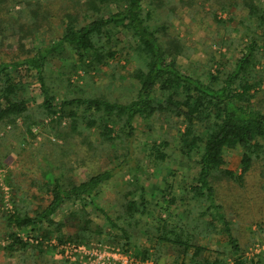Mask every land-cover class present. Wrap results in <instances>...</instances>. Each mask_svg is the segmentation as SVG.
Listing matches in <instances>:
<instances>
[{"label": "trees", "instance_id": "obj_1", "mask_svg": "<svg viewBox=\"0 0 264 264\" xmlns=\"http://www.w3.org/2000/svg\"><path fill=\"white\" fill-rule=\"evenodd\" d=\"M144 2L0 0V32L17 37L13 55L0 59V128L20 126L24 139L32 140L33 129L48 119L56 140L67 143L86 133L83 142L90 150L101 146L110 162H116L76 181L71 167L54 159L56 164L42 173L44 205L33 209L27 198L17 201L12 195V210L0 212L9 258L18 256L20 261L29 255V263L24 264H44L45 253L75 247L80 239L88 243L104 237L123 254L131 251L155 264L166 254L173 264H228L229 259L232 264H258L245 256L237 228L218 200L221 182L242 185L254 165L264 163V2L234 1L247 11L239 21L242 28L236 29L247 33L246 40L239 57L219 63L223 68L214 72L184 71L176 59L186 57L189 49L167 33V22L151 23L152 12L145 10ZM217 2L219 11L231 4ZM15 5L21 8L13 16L10 7ZM48 34L52 39L44 37L33 48H24L25 39L35 42L39 35ZM119 55L135 62L134 71L127 73L130 91L125 99L104 93L58 97L48 83L45 67L52 60H68V71L81 69L85 78L92 79L90 72L100 75ZM66 85L71 86L68 76ZM66 119L68 128L61 129ZM157 120L176 130L174 143L181 162L187 163L184 178L189 183L173 188L175 171L170 169L169 182L157 198L148 195L137 177L113 211L106 212L101 192L117 172L126 168L145 173L139 162L129 164L122 146L136 137L138 124L147 126ZM93 129L98 138L95 146L88 141ZM169 146L165 139L151 141L146 157L155 170L170 158ZM231 150L240 151L239 173L226 168L225 154ZM71 201L79 207L69 211L65 220L80 224L74 234H65L63 223L54 217ZM219 228L228 249L211 251L200 241L217 234ZM140 237L153 238L150 249L139 247Z\"/></svg>", "mask_w": 264, "mask_h": 264}, {"label": "rangeland", "instance_id": "obj_2", "mask_svg": "<svg viewBox=\"0 0 264 264\" xmlns=\"http://www.w3.org/2000/svg\"><path fill=\"white\" fill-rule=\"evenodd\" d=\"M217 1L221 0H145L144 2L145 10L152 12L151 23L157 25V23L167 22L169 26L167 33L181 39L185 47L189 49L186 57L176 59L184 71L214 72L215 69L222 67L219 68V63L225 65V62L232 61L240 55L247 33L243 29L237 30L242 28L239 21L246 16L247 11L242 6L233 5L234 1L240 2V0H223L225 3L230 2V7L219 11ZM261 1L264 2V0ZM20 8V5L11 6V14L16 16ZM212 14L216 15V20L213 19ZM43 38L48 41L52 39V36L51 34L39 35L35 42L30 38L25 39L24 48H33L38 45L37 42H42ZM15 48H17V37L10 31L0 32V59L4 60L13 55ZM109 62L110 65L104 68L100 75L96 76L90 72L92 79L85 78L81 69L75 72L68 71V60L50 61L45 67V72L48 83L59 93L58 97L62 95L79 97L104 93L125 99L130 91L127 73L134 71L135 62L125 55H119L117 59ZM65 72H68L67 76L71 79V86L66 85ZM36 93L37 91L34 95L39 102ZM68 123L67 119L62 121L61 129L68 128ZM33 132L35 138L30 140L26 137L25 140L20 126L0 128L1 213H8L12 210L9 201L12 195L17 198V201L27 198L28 205L33 209L38 204L44 205L46 195L42 189L44 183L42 173L49 166L53 167L56 164L54 159L65 163V168L71 167L70 175L76 181H82L90 174L112 168L116 163L110 162L106 153L100 150L101 146H97L95 151L90 150L83 142L86 133L81 136L76 135L64 143L62 140L55 139L51 127L48 126V119L42 120ZM175 133L174 128H170L160 120L149 123L147 126L138 124L136 137L122 148L128 154L129 164L139 162L145 173L126 171V168L118 171L115 178L101 192L100 202L106 212H111L115 204H119L123 193L134 184L137 177L148 191V195L154 193L157 198L162 196L165 184L169 182L170 169L175 171L171 181L173 188L181 189L189 183L184 178L187 176V163L181 162L174 143ZM97 139L96 130L93 129L88 136V141L95 146ZM161 139L170 143L167 149L170 158L158 171L153 168L146 156L151 141L158 142ZM225 155L226 168L239 173L240 151H226ZM262 164L264 163L259 162L254 165L252 171L248 172L244 178L242 185L221 182L218 200L223 205L227 219L231 220L237 228V238L245 256L258 264H264V166ZM53 171L56 172V170ZM78 207V202L71 201L55 215V220L63 223V233L74 234L77 231L80 223H68L65 218L69 211ZM178 210L181 211V208ZM99 219H95L96 222ZM5 238L0 225V264H24V261L29 263V255L21 257L20 261L18 256L8 257V253L4 251ZM54 243L53 240L50 242V244ZM137 243L140 248L150 249L153 238L140 237ZM200 243L206 245L211 251L228 249L226 237L220 228L217 234L206 240L202 239ZM211 251L210 254L214 256ZM63 260L67 261L66 264H155L151 260H141L135 257L134 252L131 251L123 254L104 237L90 240L88 243L80 239L75 247L71 245L64 252L59 247L58 250L45 253L42 258L44 264H58V261ZM229 260L228 264H232ZM160 264H173L170 254H166Z\"/></svg>", "mask_w": 264, "mask_h": 264}, {"label": "built area", "instance_id": "obj_3", "mask_svg": "<svg viewBox=\"0 0 264 264\" xmlns=\"http://www.w3.org/2000/svg\"><path fill=\"white\" fill-rule=\"evenodd\" d=\"M67 247H69V246H65V247L62 248L63 249V252H64L65 249H67Z\"/></svg>", "mask_w": 264, "mask_h": 264}]
</instances>
